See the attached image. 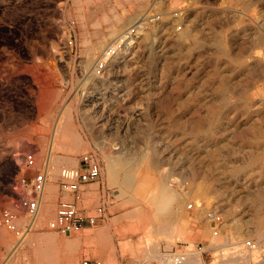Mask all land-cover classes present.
I'll list each match as a JSON object with an SVG mask.
<instances>
[{
	"label": "rangeland",
	"instance_id": "obj_1",
	"mask_svg": "<svg viewBox=\"0 0 264 264\" xmlns=\"http://www.w3.org/2000/svg\"><path fill=\"white\" fill-rule=\"evenodd\" d=\"M151 13L160 18L95 77L104 48ZM91 149L117 195L107 218L133 223L124 235L137 253L165 241L141 264L168 257L172 233L159 225L178 201L207 226L201 264H264V0H0V207L34 172L25 153L50 173L34 229L18 240L0 223V264L81 263L57 253L69 236L47 223L59 169ZM209 210L222 218L216 236Z\"/></svg>",
	"mask_w": 264,
	"mask_h": 264
},
{
	"label": "built area",
	"instance_id": "obj_2",
	"mask_svg": "<svg viewBox=\"0 0 264 264\" xmlns=\"http://www.w3.org/2000/svg\"><path fill=\"white\" fill-rule=\"evenodd\" d=\"M174 15H178L174 13ZM160 18V14H146L138 21L127 27L116 39L108 44L95 60L92 73L95 77H101L106 71L111 61L121 54V49L127 48L137 38L142 36L150 24L155 23ZM180 29V25L177 26ZM74 29L69 33L67 44L74 46ZM24 167L34 169V172L24 176L14 185V189L23 188L13 207H0V223L11 232L18 240H23L25 236L35 227V221L39 216L43 204V194L50 177L48 166L39 170L36 167V157L33 152L23 155ZM102 166L100 154L97 149H91L79 156L78 162L74 166H63L59 169L56 179L59 197L53 217L48 221L47 228L62 235H71L85 228L93 229L100 220H105L108 216V207L117 196L114 189H109L101 182ZM98 183V203L90 207L85 202L87 186ZM188 204L187 208H191ZM21 210V212L16 209ZM206 219L211 225L213 236L218 235L222 225L221 215L209 210L206 212ZM247 247L251 245L246 242ZM169 253H163L170 257L173 262L184 259L183 252H175L170 249ZM160 256L161 264H167ZM163 261V263H162ZM80 264H103L100 260L84 259Z\"/></svg>",
	"mask_w": 264,
	"mask_h": 264
},
{
	"label": "crops",
	"instance_id": "obj_3",
	"mask_svg": "<svg viewBox=\"0 0 264 264\" xmlns=\"http://www.w3.org/2000/svg\"><path fill=\"white\" fill-rule=\"evenodd\" d=\"M138 11L137 9H133L131 12L127 10V13H129L128 22L137 20L135 18L138 16ZM95 184H97L96 187L93 186L94 184L87 186L90 190L87 192V199L85 202L88 203L90 207L91 204L98 203V183ZM58 197L59 192L56 198H53L51 201H55L56 203ZM160 201H158V207L160 209H163L165 205V207H167L168 201ZM177 204L178 206L174 217L169 220L165 219L161 221L159 229L164 233H172L170 235L173 242L171 250L183 252L184 259L178 262H172L170 257H167L164 261H166L167 264H201L199 261H201L200 257H202V251L204 250L202 247L207 246L210 242L207 226L201 224L196 219V215L189 211L181 202L178 201ZM110 208L111 205L108 207V214L110 213ZM107 219L108 221H106ZM107 219L100 220L96 225V229L85 228L81 230H92L89 233L84 232L73 237L67 235L69 238L62 239L59 242L57 253H62L63 260H65L66 255H68V261L71 263L76 262L78 258L82 259V261L84 259L100 260L99 258H102L107 264H141L147 257L152 256L148 258L152 260L153 255L157 252H165L166 244L163 240L159 243V247L157 246L155 248L154 252L147 251V249H144L143 254L135 252L137 242L132 237L124 235L125 230H134L133 223L125 221L123 217L117 216H112ZM208 228L211 230L210 223H208ZM196 247L200 250L196 249ZM193 255H197L196 258L193 257ZM196 259L198 262L195 261ZM104 261H102L103 264ZM153 262L154 260H152V263Z\"/></svg>",
	"mask_w": 264,
	"mask_h": 264
},
{
	"label": "bare ground",
	"instance_id": "obj_4",
	"mask_svg": "<svg viewBox=\"0 0 264 264\" xmlns=\"http://www.w3.org/2000/svg\"><path fill=\"white\" fill-rule=\"evenodd\" d=\"M69 118V117H68ZM66 119V118H65ZM67 120V119H66ZM63 127V126H62ZM61 128V127H60ZM67 128V127H66ZM64 129V128H62V129H59V132L57 133L58 135H63V136H67V139H68V137L70 138V139H72L71 137H70V135H68V132L66 131L67 129ZM71 133V132H70ZM69 133V134H70ZM72 136V135H71ZM73 140V139H72ZM72 140L70 141V144L72 145ZM75 145V144H74ZM46 187H47V185H46ZM45 191H46V188H45ZM45 191H44V193H45ZM165 194V193H164ZM164 194H159V198H158V200L157 201H167V200H169V199H167V196L166 197H164L165 195ZM44 195V194H43ZM171 198V197H170ZM168 203V202H167ZM252 247H254V246H252ZM196 256V255H195ZM196 258V257H195ZM194 258V259H195ZM189 260V259H188ZM195 261H197L198 262V260L196 259ZM199 262H201V261H199ZM202 263V262H201ZM192 264V263H191ZM195 264V263H194Z\"/></svg>",
	"mask_w": 264,
	"mask_h": 264
}]
</instances>
